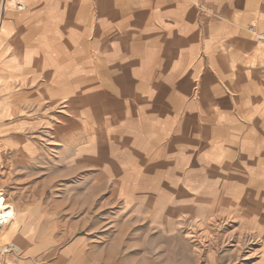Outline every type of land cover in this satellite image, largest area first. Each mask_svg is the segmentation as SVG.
<instances>
[{
	"label": "crops",
	"instance_id": "0c3cea01",
	"mask_svg": "<svg viewBox=\"0 0 264 264\" xmlns=\"http://www.w3.org/2000/svg\"><path fill=\"white\" fill-rule=\"evenodd\" d=\"M23 3L26 5L19 12L10 6L4 11L1 2L0 49L23 51L20 64L15 59L7 62L16 69L22 65L20 71L27 82L52 81V76L75 83L105 82L108 100L98 99L103 97L100 91L74 89L69 95L75 97L73 102L63 100L60 108H50L37 141L17 139L4 131L5 114L10 111L2 110L5 99L34 92L35 85L32 90L13 94L9 73L1 70L0 142L9 146L7 162L13 165L8 174L15 179L11 183L10 176L7 182L2 175L0 186L16 204L12 205L13 219L21 226L8 236L13 222L4 234L7 239L14 236L12 240L20 245V253L9 256L16 264H122L118 255L141 249L133 247L140 242H133L131 235L125 245L114 250L117 234L95 230L118 215L117 206L102 208L108 201L115 203L111 198L102 201L100 194L92 208L89 202L97 188L80 197L83 204L67 197L75 193L66 178L75 176V180L83 171H96L101 152L112 157L104 160L114 163L120 161L117 155L123 163L131 161L133 154L142 162H160L163 155H175L187 163L182 166L188 173L182 172L178 178H202L206 188L208 179L227 181L239 195L240 209L248 211L246 218L264 211V46L249 32L251 25L264 31V0ZM3 60L0 58L5 64ZM58 90L52 95H66L65 88ZM78 102L88 108L83 111ZM146 112L153 114L154 127L171 129L165 139L147 140ZM72 119L78 132L70 143L67 138L50 136V122L61 128ZM29 147H36L37 152ZM167 147L170 150L165 152ZM74 162L77 164L68 165ZM83 162L90 164H79ZM47 176L60 179L52 186L54 197L61 200L60 209L56 201L42 205L33 195ZM161 176L160 172L155 175ZM20 178L27 179L25 185L20 184ZM191 188L186 192L193 200L183 207L186 218L196 198L203 210L214 208L211 192ZM121 206L130 209L129 204ZM100 209L104 213L95 214ZM141 209L128 213V221L140 222L144 216ZM158 210H163L162 205ZM141 261L131 257L127 264Z\"/></svg>",
	"mask_w": 264,
	"mask_h": 264
},
{
	"label": "rangeland",
	"instance_id": "374dc122",
	"mask_svg": "<svg viewBox=\"0 0 264 264\" xmlns=\"http://www.w3.org/2000/svg\"><path fill=\"white\" fill-rule=\"evenodd\" d=\"M23 1L24 0H16L17 4H19V7H14L13 10L19 11L18 9H23L25 7ZM1 2L5 6V8L4 6L2 7L4 11L8 6H10V10H12L11 4L13 1L11 2V0H0V10ZM20 2L24 5H20ZM25 9L21 12L25 11ZM6 13H8V11H6L4 15H6ZM22 56V50L7 49L1 51L0 49V58H4L3 63H5L2 64L1 61L0 67L2 66L5 69H8H0V80L3 79L2 71H8L10 75L9 78L11 79V84H13V86L10 87L13 94H19L22 91L25 92L27 89L32 90L33 86L35 85L34 92L29 91L28 94L24 93L20 94V96H12L8 100L5 99V104L2 110H10L8 111V113L6 112V118H4V121L7 125V128H5L6 130H4L6 132V135L11 134L12 136H14V138L17 139H22L21 137H29L30 139L37 141V139L35 138H37V136H40L39 131L43 128V123L47 121L46 118H48L52 112V109L50 108L56 107L54 108V110L60 108V103H62L63 100H71V102H73V98L75 97L69 95L74 89L87 92L92 90L100 91L99 95H102L103 97L98 99L104 103L107 102L108 98L105 97L107 96V94L105 93V89L107 88L105 82L93 83L90 81H83L75 83L72 80L59 81L54 79L53 76L52 81L47 78L44 81H42L41 79L39 81L36 80L35 83L27 82L24 71H20V69H22V65H18L20 67L16 69V67H13L15 66V64L13 65L10 64V62H7L9 60L15 59V62L20 64ZM14 71L17 73H15ZM62 88L66 89V91L64 92L66 95H62L61 97L59 95H52L55 91H59L58 89ZM77 106L79 108H82L83 111L84 108H88L87 106H82V104H80L79 102L77 103ZM72 107L74 106L72 105ZM144 117L145 125L147 126L145 130L147 134V140L157 139L159 136L162 137V139H165L167 133H170L171 129L166 130V128L161 129L155 126L157 128L156 129L154 127V124H152V122H154L153 114L146 112ZM31 121H33V123H28ZM150 124H152L151 127H149ZM26 125H30V127ZM50 126V136H55L57 138H67L68 143H70V139L75 135V133L78 132L74 119L63 123L60 126L61 128H59L58 124H54L53 122H50ZM41 131V135H43V129ZM7 146L8 145L0 142V176L3 175L4 178H7V182L12 179L11 183H13L15 176H12L11 172L10 174H8L9 169L12 170L13 164L7 162L8 155H10V151L8 149L9 146ZM35 148L36 147H29V150L36 153L37 151ZM24 150L28 152V147H26ZM169 150V147L164 149L165 152H168ZM67 155H69V152L67 153ZM108 156L109 154H104L103 152H101L100 161L97 163L98 169L96 171H91L90 169L87 171H83L82 175L77 177L75 180V176L66 178L68 185L72 187L71 192L75 193V195L67 194V197L71 196L73 202H81V196L91 195L90 193L94 191V188H97L99 190L98 193L100 194L99 196H101L102 201L111 198L114 203L119 204V209H116L117 207L115 208V212L118 215L114 217L119 222L120 226L124 225V223L128 221V213L133 212L138 207L142 208L140 211V215L144 214V216L141 218L140 224L137 225L133 230V242H141L144 239V236L148 234L151 235L152 238L158 239L156 242L157 250H159L161 246L164 247L163 252L159 254V260L161 261L159 262L158 260L159 264H178L180 263L179 261L183 262V264H264V211L259 210V216L254 214L253 216L250 215L251 217L246 218V216H248V211L240 209L241 202H239V195L236 193L234 187H230L229 184H227V181L223 180L221 181V183H219L218 179H208V186L206 188L204 185H202V178H178L177 175H180L182 172H186V170H184L185 167L182 165L184 164L186 166L187 163L186 161L179 159L180 157H176L175 155H163L160 159V162H142L141 160H138L139 157L137 154H133V156H131V161H125L126 163H123V161H121L122 156L120 155H117V157H115H121L119 159L120 161H116L115 163L113 161H106L103 159ZM173 157L176 160H174ZM109 158L111 159L112 157L109 156ZM75 164L77 163H68L69 166ZM79 164L86 166V164L90 163L83 162ZM157 172H160L162 176L159 178L155 177ZM138 174H140V176ZM10 176H12V178ZM41 180L43 183H41L39 190H37V193L33 194L36 200H42V205H51L53 201H56V203L58 204L60 199L54 197V187L52 186L57 185V181L60 179L58 177L55 178L47 176ZM26 181L27 179L20 178V184L25 185L24 183ZM190 185L192 187L191 189H194L192 191L204 192L202 190L206 189L207 191L211 192L210 196L211 199L215 200V205L213 209L203 210V207L199 206L201 202L197 201L196 198L195 207L189 212L190 215L187 216L189 220L187 219V221L185 218V216L187 215V210L183 207L191 203L193 200V195L187 194L186 192ZM0 194L3 198H5L6 203L16 206L14 202L7 198L6 191L1 186ZM18 196L26 198V196L28 195L18 194ZM230 198H232L234 201L229 202L227 199ZM238 203L239 207L237 208ZM81 204L83 203L81 202ZM121 204H129L130 209H128L127 211L121 209ZM158 205H162L163 210H158ZM173 205H175V208L173 207ZM246 205L250 206L249 204ZM217 213L223 214V216H228L231 218L233 217L232 219L235 223L232 226L226 228L225 231H227V233L235 230L241 232L246 229L251 231L254 230L257 232L256 235L262 239L263 246H255L253 248V250L257 253L256 257H254L253 259L245 260L243 257H241L240 246L237 247L235 245L237 243H232L230 244L231 246L224 243L223 239L225 238V231H218L215 228H208L211 234L208 230L209 238L207 237V239H205L208 241H206L207 243H203L201 241L202 237H200L199 234H196V236L194 235V232H192L190 229V220L196 221L202 217L211 219L214 216L218 215ZM232 214H234L236 217ZM253 220L258 221V223L254 225L248 224ZM13 222H15L14 224H17L15 219H12L11 224ZM18 227L20 229L21 226L18 225ZM0 230H3L0 231V264H16L9 256H11L10 254H16L17 256L20 251L18 252L14 248L16 246L20 247V245L19 243H16L12 240L14 236L11 239H7V236L5 237L4 234L7 233V227ZM16 232H10L8 236ZM258 232H260L261 234ZM190 233H192L194 236L193 240L189 239ZM220 234L223 236H221ZM140 248L141 249L139 251L136 250V253H134L132 250L130 253L118 255L117 258L118 260H121L122 264H127V260L131 259V257H137L138 260H142L143 262V259L145 261V259H148L150 256L148 258H145L144 256L147 254V250L145 249V246H142ZM192 248H194L195 250ZM174 254L175 256H171Z\"/></svg>",
	"mask_w": 264,
	"mask_h": 264
},
{
	"label": "bare ground",
	"instance_id": "6f19581e",
	"mask_svg": "<svg viewBox=\"0 0 264 264\" xmlns=\"http://www.w3.org/2000/svg\"><path fill=\"white\" fill-rule=\"evenodd\" d=\"M14 1V0H13ZM9 2V1H8ZM12 2V1H11ZM20 5H24L23 3H21L20 2ZM26 5V4H25ZM11 6L12 7H15V8H17V6L19 7V4H17V2L15 1L14 3H12L11 4ZM4 8H5V6H4ZM2 25V24H1ZM0 29H1V27H0ZM24 58V57H23ZM92 135V134H91ZM80 168V167H79ZM77 171V170H76ZM74 172V171H73ZM80 173V172H79ZM78 173V174H79ZM62 175H63V173H62ZM100 189V188H99ZM97 191H99L98 189H97ZM98 192H97V194H95V196L91 199V201L89 202V203H92L91 205H92V208H94L95 206H96V204H97V197H98ZM100 199V198H99ZM88 203V204H89ZM104 204V203H103ZM85 205V204H84ZM90 205V204H89ZM109 205H110V207H114L115 208V206H117L118 207V204H116L115 203V205L113 204L112 205V202L111 201H108V202H106L104 205H103V207L102 208H105V207H109ZM70 206H72V205H70ZM84 208V207H83ZM91 208V207H90ZM89 209V208H88ZM93 210V209H92ZM80 211H81V209H80ZM93 211H95V210H93ZM104 211V209H100V210H97L96 212H95V214H99V213H104L103 212ZM227 212V211H226ZM220 213V212H219ZM219 213H217L218 215H216V216H214L213 218H208V219H206L205 217H202V218H200V219H198V220H196V221H194V220H192L190 223V225H191V231L192 232H194V235L196 236V234H199V236L200 237H202V242L203 243H205L207 240H205V239H207V237L209 238V235H208V228H215L216 230H218V231H225L226 230V228L227 227H230V226H232L235 222H234V220L231 218V217H228V216H223V214H219ZM85 214H88V213H85ZM101 214V215H102ZM227 214V213H226ZM15 215H16V213H15V210L12 208V205H9V204H7L6 203V201H5V199L0 195V219H3V218H5V220H4V222H2L1 223V227H2V229H4V228H6L7 227V229H9V227L11 226V221H12V219L15 217ZM74 215V214H73ZM215 215V214H214ZM232 215H234V214H232ZM100 216V215H99ZM223 216V217H222ZM231 216V215H230ZM235 216V215H234ZM236 217V216H235ZM185 218H186V216H185ZM184 218V219H185ZM84 219V218H83ZM145 219V218H144ZM106 220V219H105ZM186 220H187V218H186ZM185 220V221H186ZM236 220V219H235ZM188 221V220H187ZM88 222V221H87ZM92 222V221H91ZM141 222V221H140ZM140 222L139 221H136V220H134V222L133 221H131V220H129L128 222H125L124 223V225H122V226H120L119 224H118V221L116 220V219H112V218H110V221H109V223H106V224H103V222H102V224H103V226H99V227H97L95 230H97V231H101V230H108V231H110V232H114V233H116L117 234V237H116V239H115V242H114V244H112V247L114 248V250H116V249H120L123 245H125L126 244V242H127V240L130 238V236L131 235H133V230L136 228V226L137 225H139L140 224ZM83 223V222H82ZM189 223V222H188ZM17 224H18V222H17ZM17 224H12V226H11V228H10V232H16L18 229H19V227H18V225ZM143 224V223H142ZM243 224V223H242ZM248 224H250V225H254V223L253 224H251V223H248ZM7 225V226H6ZM187 225V224H186ZM246 226V225H245ZM237 227V226H236ZM184 228V227H183ZM182 228V229H183ZM186 228V227H185ZM238 228H240V227H238ZM251 228V227H250ZM181 229V228H180ZM214 229V230H215ZM245 229V228H244ZM185 231V230H184ZM201 232V233H199V232ZM153 232V231H152ZM209 232H210V230H209ZM186 233V232H185ZM216 233V232H215ZM223 233V232H222ZM221 233V234H222ZM256 231H254V230H243V231H241V232H239V231H237V230H235V231H232V232H229V233H227V231H225L224 232V236H225V238L223 239V242L224 243H226V244H232V243H237V244H235L237 247H239L240 246V254H241V257H243L245 260H249V259H253L254 257H256L257 256V253L253 250V248L255 247V246H260V247H262L263 245H262V243H263V241H262V239L261 238H259L257 235H256ZM258 233H260V232H258ZM147 234V233H146ZM188 234V233H187ZM210 234H211V232H210ZM220 234V235H221ZM261 234V233H260ZM186 235V234H185ZM220 235H218V236H220ZM98 236V235H97ZM217 236V235H216ZM221 236H223V235H221ZM261 236V235H260ZM193 234L192 233H190L189 234V239L190 240H193ZM99 238V237H98ZM221 238V237H220ZM197 239V238H196ZM210 239H211V237H210ZM209 239V240H210ZM155 240H157V239H155ZM154 240V238H152L151 237V235H146V236H144V239L140 242V243H137V244H135L133 247H138L139 249H140V247H142V246H145V249L147 250V256L145 255L144 257L145 258H148L149 256V258L148 259H145V261H144V259H143V262L141 261L140 262V264L142 263V264H159V262H161L160 260H159V258H160V253H161V251L164 249V247L163 246H161L160 248H159V250H157V245H156V241ZM198 240V239H197ZM205 240V241H204ZM217 240V239H216ZM219 241V240H218ZM144 242V243H143ZM196 242V241H195ZM200 242V241H199ZM208 242V241H207ZM206 242V243H207ZM143 243V244H142ZM165 244V243H164ZM193 244H195V243H193ZM225 244V245H226ZM175 245H177V244H175ZM174 245V246H175ZM191 245V244H190ZM202 245H206V244H202ZM219 245V244H218ZM130 247H131V245H129ZM196 246V245H195ZM209 246V245H208ZM211 246V245H210ZM231 246V245H230ZM193 247V246H192ZM204 247V246H203ZM199 248V247H198ZM198 248H197V250H198ZM16 251H21V248L20 247H15L14 248ZM162 249V250H161ZM168 249V248H167ZM179 249H181V248H179ZM192 249H194V248H192ZM200 249V248H199ZM204 249V248H203ZM207 249V248H206ZM236 249V248H235ZM125 250V249H124ZM195 250V249H194ZM138 251V250H137ZM175 251V250H174ZM177 251V250H176ZM203 251V250H202ZM201 251V252H202ZM112 252H114V251H112ZM195 252V251H194ZM198 252H199V250H198ZM206 253V252H205ZM260 253V252H259ZM182 254V253H181ZM180 254V255H181ZM240 254H239V256H240ZM163 255V254H162ZM161 255V256H162ZM194 255V254H193ZM171 256H175V254L174 255H171ZM258 256H259V254H258ZM179 258V257H178ZM175 259V258H174ZM130 260V259H129ZM158 260H159V262H158ZM199 260V259H198ZM139 261V260H138ZM130 262V261H129ZM145 262V263H144ZM180 263H178V264H183V262H181V261H179ZM163 263V262H162ZM196 263V262H195Z\"/></svg>",
	"mask_w": 264,
	"mask_h": 264
},
{
	"label": "built area",
	"instance_id": "2783aa9c",
	"mask_svg": "<svg viewBox=\"0 0 264 264\" xmlns=\"http://www.w3.org/2000/svg\"><path fill=\"white\" fill-rule=\"evenodd\" d=\"M249 32L250 34L253 36V38L255 39L256 43L258 45L264 46V31H259L256 26H251L249 28ZM1 195V194H0ZM2 196V195H1ZM5 218L0 219V229H2L1 227V223L4 222Z\"/></svg>",
	"mask_w": 264,
	"mask_h": 264
}]
</instances>
